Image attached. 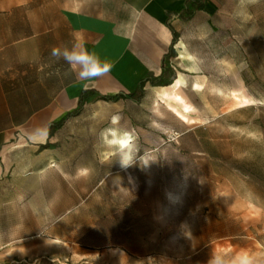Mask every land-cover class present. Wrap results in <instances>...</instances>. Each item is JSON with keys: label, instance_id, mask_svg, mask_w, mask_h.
<instances>
[{"label": "rangeland", "instance_id": "374dc122", "mask_svg": "<svg viewBox=\"0 0 264 264\" xmlns=\"http://www.w3.org/2000/svg\"><path fill=\"white\" fill-rule=\"evenodd\" d=\"M57 1L138 15L132 0ZM203 1L173 20L169 79L139 101L87 99L41 153H15L0 175V264H264V0ZM53 10L0 0V44ZM113 115L132 136L128 166L101 139Z\"/></svg>", "mask_w": 264, "mask_h": 264}, {"label": "crops", "instance_id": "0c3cea01", "mask_svg": "<svg viewBox=\"0 0 264 264\" xmlns=\"http://www.w3.org/2000/svg\"><path fill=\"white\" fill-rule=\"evenodd\" d=\"M185 1L132 0L138 15L122 20L52 0V16L34 17L38 25L9 34L0 44V114L6 118L0 125V175L11 168L15 153L52 144L49 127L77 107L83 91H93L89 100L131 92L144 75H159L172 38L166 22L173 25L178 13L185 15ZM76 40L114 65L87 88L63 59L51 55L54 47H71Z\"/></svg>", "mask_w": 264, "mask_h": 264}, {"label": "clouds", "instance_id": "9594fccd", "mask_svg": "<svg viewBox=\"0 0 264 264\" xmlns=\"http://www.w3.org/2000/svg\"><path fill=\"white\" fill-rule=\"evenodd\" d=\"M51 55L57 60L63 59L71 71L76 73L78 82H82L85 88L88 87L89 81L108 75L114 67L112 61L102 59L94 50H89L82 40H76L71 47H54ZM120 119L119 115H113L110 126L104 128L100 135L105 145L117 150L121 165L128 166L132 164L127 155L131 140L129 133L119 127ZM209 264H253V261L245 254L232 261H226L217 256L210 260Z\"/></svg>", "mask_w": 264, "mask_h": 264}, {"label": "trees", "instance_id": "16d2710c", "mask_svg": "<svg viewBox=\"0 0 264 264\" xmlns=\"http://www.w3.org/2000/svg\"><path fill=\"white\" fill-rule=\"evenodd\" d=\"M205 8V3L203 0H186L185 1V15L178 13V17L181 19H190L196 11L203 10ZM169 16L171 15L170 11H167L166 13ZM166 26L169 28L172 34L171 42L168 46V51L162 56L161 61V73L157 76H154L153 74H146L144 75L138 82L136 88L131 92H120L116 93L114 95H99V99L102 100H111L116 101L120 98H128L135 101H139L143 94H144V86L146 83H150L151 85H155L158 83H161L167 79H169L173 72L171 67L168 65L167 60L173 55L174 53V44L177 41V38L179 36L178 31L173 27L172 24H170L169 21L166 22ZM93 93L92 90L83 91L79 97L77 107L71 112H68L65 114L61 119L55 121L52 123V126L49 127L48 133L52 134L56 129H58L62 122L68 118L69 115L73 113H77L79 109L87 102L88 95Z\"/></svg>", "mask_w": 264, "mask_h": 264}, {"label": "bare ground", "instance_id": "6f19581e", "mask_svg": "<svg viewBox=\"0 0 264 264\" xmlns=\"http://www.w3.org/2000/svg\"><path fill=\"white\" fill-rule=\"evenodd\" d=\"M177 82L181 83L182 82V79L180 78V76H178V78L176 79ZM130 135V140L132 139V136L131 134ZM114 150H116L115 148H113Z\"/></svg>", "mask_w": 264, "mask_h": 264}, {"label": "snow or ice", "instance_id": "6c2138e0", "mask_svg": "<svg viewBox=\"0 0 264 264\" xmlns=\"http://www.w3.org/2000/svg\"><path fill=\"white\" fill-rule=\"evenodd\" d=\"M187 110V109H186Z\"/></svg>", "mask_w": 264, "mask_h": 264}]
</instances>
